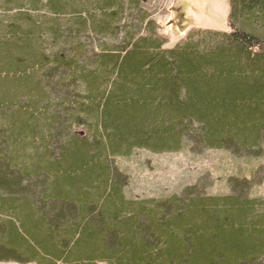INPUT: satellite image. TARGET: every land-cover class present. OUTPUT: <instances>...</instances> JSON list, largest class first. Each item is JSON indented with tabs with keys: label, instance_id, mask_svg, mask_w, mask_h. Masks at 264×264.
Here are the masks:
<instances>
[{
	"label": "trees",
	"instance_id": "1",
	"mask_svg": "<svg viewBox=\"0 0 264 264\" xmlns=\"http://www.w3.org/2000/svg\"><path fill=\"white\" fill-rule=\"evenodd\" d=\"M143 2L0 0L16 10L0 19V261L264 264L250 179L135 199L114 163L184 141L263 153L264 0H229L228 31L172 48Z\"/></svg>",
	"mask_w": 264,
	"mask_h": 264
},
{
	"label": "rangeland",
	"instance_id": "2",
	"mask_svg": "<svg viewBox=\"0 0 264 264\" xmlns=\"http://www.w3.org/2000/svg\"><path fill=\"white\" fill-rule=\"evenodd\" d=\"M143 7L164 25L160 32L168 35L165 48H172L192 28L228 31L229 0H144ZM15 11L3 8L0 19L9 21ZM22 11L34 18L40 15L25 6ZM114 163L127 176L125 194L130 198L169 196L201 179L208 194L224 195L229 192L228 179L238 177L250 179L249 194L264 199V148L259 156L237 157L225 149L191 151L184 141L177 152L135 149ZM0 264L36 263L9 260Z\"/></svg>",
	"mask_w": 264,
	"mask_h": 264
}]
</instances>
